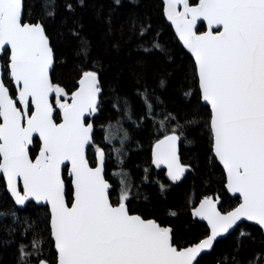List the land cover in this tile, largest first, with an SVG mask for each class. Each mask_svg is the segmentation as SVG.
<instances>
[{
  "label": "snow or ice",
  "instance_id": "snow-or-ice-1",
  "mask_svg": "<svg viewBox=\"0 0 264 264\" xmlns=\"http://www.w3.org/2000/svg\"><path fill=\"white\" fill-rule=\"evenodd\" d=\"M180 5L183 11L177 10ZM45 7L54 15L50 0ZM167 8L168 19L195 57L226 187L242 198L226 214L218 210V201L205 198L194 214L208 221L211 234L182 249L175 246L171 228L130 214L127 191L122 190L120 202H111L102 150L98 166L89 165L85 153L92 126L85 116L97 110L96 73L84 72L70 102L62 101L69 94L50 77L53 51L44 26L25 22L24 0H0V52L8 55L9 76L18 88L13 99L0 79V174L17 204L34 199L51 205L58 264H197V257L238 221L264 228V0H199L197 6L167 0ZM198 22L207 23L203 33ZM179 140L173 130L155 145V163L166 165L174 181L185 172ZM34 142L36 156L30 154ZM65 173L71 177L67 192ZM39 244L33 240L34 247ZM256 264L264 260L257 257Z\"/></svg>",
  "mask_w": 264,
  "mask_h": 264
},
{
  "label": "trees",
  "instance_id": "trees-1",
  "mask_svg": "<svg viewBox=\"0 0 264 264\" xmlns=\"http://www.w3.org/2000/svg\"><path fill=\"white\" fill-rule=\"evenodd\" d=\"M48 2L24 0V19L45 28L55 56L52 81L69 94L61 100L70 102L84 72L98 75L102 94L91 118L94 143L88 159L94 166L97 152L104 151L111 202H120L125 187L130 213L170 227L179 249L200 241L208 229L192 219V209L212 197L221 199L220 210L228 212L240 200L226 191L194 59L168 24L162 0H50L54 15L47 14ZM205 29L202 25L200 32ZM0 62L5 85L17 99L6 53ZM173 130L180 136L181 162L191 168L180 182L152 163L153 145ZM30 154L37 155L35 142ZM69 180L65 173L66 186ZM33 240L40 242L38 247ZM257 257L264 260V233L243 224L197 264H256ZM38 260L57 264L48 207L26 202L17 208L0 174V264Z\"/></svg>",
  "mask_w": 264,
  "mask_h": 264
},
{
  "label": "water",
  "instance_id": "water-1",
  "mask_svg": "<svg viewBox=\"0 0 264 264\" xmlns=\"http://www.w3.org/2000/svg\"><path fill=\"white\" fill-rule=\"evenodd\" d=\"M162 2H163V4H164V15H165V18H166L168 24L172 27V29H173V31H174V33H175L177 39L179 40V42L181 43V45L183 46V48L185 49V51H186L188 54H190V55L192 56V58L194 59V62H195V57L192 55V53L188 50V48L184 45L183 41L180 39L179 33H178L177 30H176V26H175V24H173L172 21L168 19V15H167V11H168V8H167V0H162ZM189 4H190V6H197V5H198V4L191 5L190 0H189ZM177 10H178V11H183V6H182V5L178 6V9H177ZM26 23H29V22H26ZM33 24H34V23H33ZM202 25H205V27H206L205 31L207 30V23H206V22H198L197 28H198V31H199V32H200V27H201ZM203 32H204V31H203ZM203 32H200V33H203ZM45 34H46V33H45ZM46 36H47V35H46ZM48 41H49V39H48ZM49 45H50V41H49ZM50 47H51V45H50ZM51 48H52V47H51ZM52 51H53V50H52ZM4 54H5L4 52H0V57L3 56ZM54 64H55V56H54V52H53V65H52V68H51V70H50V77H51V79H52V71H53V68H54ZM195 65H196V62H195ZM91 72H93V71H91ZM96 75H97V73H96ZM81 78H82V77H81ZM81 78H80V79H81ZM97 78H98V75H97ZM0 79H2L3 82H4V74H3V71H2V69H1V62H0ZM79 81H80V80H79ZM98 81H99V78H98ZM12 83H13V86H14L16 92H17V97H18V88H17V86L15 85V83H14L13 80H12ZM198 83H199V80H198ZM4 84H5V82H4ZM5 86H6V85H5ZM98 86H99V88H100V82H99V85H98ZM6 87H7V86H6ZM7 88H8V87H7ZM79 88H80V83H79V86H78V88L76 89V91H78ZM100 89H101V88H100ZM199 89H200V87H199ZM76 91H75V92H76ZM75 92H74V93H75ZM9 94H10V91H9ZM101 94H102V90L100 91L99 96H98V100H97V110H96V112L93 113V114H91V115H86V116H85L86 123L92 126V142L88 145V147H87V149H86V153H85L88 162H89V159H88L89 150H90L91 146H92L93 143H94V125H93V122L91 121V118L95 117V116L97 115V113H98V108H99V104H100ZM10 95H11V94H10ZM200 95H201V102H202L204 105L208 106L209 109H210V111H211V107H210V105L207 104V102H205V101L202 99L201 90H200ZM18 106H21V105L19 104V102H18ZM0 119H2V118H0ZM169 135H171V134H169ZM164 137H165V136H164ZM164 137L161 138L160 140H158V141L153 145V147H152V163H153V166L155 167V169L166 171L167 176L172 180V178H171L170 175H169V169L167 168V166L164 165V164H161V165L157 166V164L155 163V151H156V149H155V145H156L159 141L163 140ZM35 139H36V137L34 136V141H35ZM180 143H181V141L179 140V141L177 142V154H178V156H179V162H180V164L183 165V166H185V172H184V174L182 175V177H181L179 180H176V182H180V181H182V180L187 176V174L191 171V168H190L189 166L184 165V164L181 162V158H180ZM32 146H33V145H31L30 148H31ZM99 151H101V150H99ZM99 151H98L97 154H96V163H95V165L92 166V165L90 164V162H89V165H90V166H92V167H96V166H98V163H99ZM102 151H103V150H102ZM103 152H104V151H103ZM212 152H213V155H214L213 144H212ZM214 157L216 158V160H217V162L219 163V165L222 167V169H223V171H224V173H225V176H226V183H227V173H226V169H224L222 163L218 160V158H217L215 155H214ZM103 168H104L103 175H104V178H105V180H106V176H105V156H104V165H103ZM66 176H67L69 179H71V177H70V175H68V173H66ZM3 178H4L5 182H6V190H7V193H8V195L10 196V198L13 200V202H14V204L16 205L17 208H23V207L25 206L26 202H32V203H34V204H36V205H38V206H47V207H48V210H49V213H50V229H51V205H50V204H45V203H43V202L36 201V200H34V199H30V200L26 201L25 204H23V205L17 204V203H16V200H15V197L12 195L10 189H9L8 186H7V178H6L5 176H3ZM173 181H174V180H173ZM106 182H107V180H106ZM17 186H18V188L21 190V192L23 193V182H22V180L18 181V185H17ZM225 187H226V186H225ZM226 191L228 192V194H229L232 198H239L240 202H239V204L236 206V207H238V206L240 205V203L242 202V198L239 197L238 194H233L232 192H230V191L227 189V187H226ZM66 192H67V186H66ZM205 198H212V197H205ZM205 198H203V199L198 203V205H197L194 209H192V211H191V215H192V219H193L194 221H198L199 223H203V224L206 225V227H207V229H208V235H207L206 237H204L203 239H201L200 241L196 242L195 244H193V245H189V246H186V247H182V248H187V247L195 246L196 244L200 243V242L203 241L204 239L208 238V237L210 236V234H211V226L208 224V221L205 220V219H201L200 217H198V216H196V215L194 214L195 211H196V209L199 208L200 203H202L203 200H204ZM212 199H213L214 201H218L217 204H216V206H217L218 210H220L221 199H219V198H217V199L212 198ZM66 200H68L67 196H66ZM127 206H128V205H127ZM236 207H235V208H236ZM235 208H233L232 210H230V211H228V212L233 211ZM220 211H221V210H220ZM129 212H130V211H129ZM228 212H222V211H221V213H223V214H226V213H228ZM130 214H133V213H130ZM133 215H139V214H135V213H134ZM139 216H140V215H139ZM141 217H142V216H141ZM142 218H143V217H142ZM144 219H145V218H144ZM146 220H154V219H146ZM154 221H155V220H154ZM157 223H158V222H157ZM243 224H250V225H253V226L259 227V228L263 231V233H264V228H262L260 225H258V224L255 223L254 221H249V220H246V219H242V220L238 221V222H237L232 228H230L229 231H228L227 233H225V234H223V235H221V236H218V237L216 238V240L213 242V246H212V248H211L210 250H206V251L202 252V253L200 254V256L197 257V261H198L202 256L211 253L212 250L214 249V247H215V245H216L217 242H219L220 240L226 239L228 236H230L231 234H233V233H234V232H235V231H236L241 225H243ZM169 228H170V227H169ZM171 230H172V229H171ZM51 237H52V240H53V242H54V247H55V241H54V237L52 236V232H51ZM177 248H178V247H177ZM182 248H180V249H182ZM178 249H179V248H178ZM55 251H56V253H57V249H56V247H55ZM29 264H37V263H29ZM47 264H49V263H47ZM57 264H58V253H57Z\"/></svg>",
  "mask_w": 264,
  "mask_h": 264
},
{
  "label": "rangeland",
  "instance_id": "rangeland-1",
  "mask_svg": "<svg viewBox=\"0 0 264 264\" xmlns=\"http://www.w3.org/2000/svg\"><path fill=\"white\" fill-rule=\"evenodd\" d=\"M61 99V98H60ZM63 101V100H62ZM124 191H127V189L124 187V189H123Z\"/></svg>",
  "mask_w": 264,
  "mask_h": 264
}]
</instances>
